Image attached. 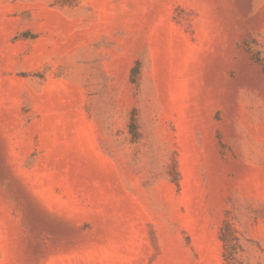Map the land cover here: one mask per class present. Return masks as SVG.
<instances>
[{
  "label": "rangeland",
  "instance_id": "374dc122",
  "mask_svg": "<svg viewBox=\"0 0 264 264\" xmlns=\"http://www.w3.org/2000/svg\"><path fill=\"white\" fill-rule=\"evenodd\" d=\"M0 264H264V0H0Z\"/></svg>",
  "mask_w": 264,
  "mask_h": 264
}]
</instances>
